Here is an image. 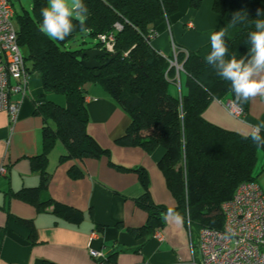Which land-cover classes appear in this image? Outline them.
<instances>
[{
    "label": "trees",
    "instance_id": "obj_1",
    "mask_svg": "<svg viewBox=\"0 0 264 264\" xmlns=\"http://www.w3.org/2000/svg\"><path fill=\"white\" fill-rule=\"evenodd\" d=\"M83 2L89 13L87 31L81 32L79 22L74 20L76 29L64 41L49 39L40 31L41 8L47 6V0H33L30 11L22 9L17 13L14 10L17 41L25 67L29 73H40V97L44 98L35 104V113L41 115L44 122L42 152L30 159L33 168L44 175L39 186L24 189L19 194L33 196L45 185L49 174L43 170V165L47 151L56 142L64 149L61 160L109 155L108 149L101 147L87 132L84 85L95 83L130 119L125 133L115 139V143L139 146L147 153L157 147L163 149L157 166L175 200L173 207L155 203L145 170L135 168L143 186L135 202L147 212V218L142 226L129 227L127 231L137 238L152 235L163 224L164 214L169 209L197 232L203 227L221 229V203L232 197L239 184L256 180L264 169L262 165L255 172L258 151L264 152V146L254 144L248 135L224 129L203 117L204 109L213 99L226 98L234 102L230 82L219 77L216 69L206 62L211 51L210 40L195 50L173 45L170 56H163L151 46L150 40L159 25L169 24L177 12V0ZM202 2L189 0V7L198 9ZM212 10L219 15L213 32L226 30V59L233 55L237 59L246 57L251 47L248 33L255 31L256 19H264V0H212ZM235 14L247 19L233 24ZM83 34L95 42L89 47H68L77 35ZM102 35L113 38L111 53L116 55L111 60H108L111 53L104 50L100 39ZM92 48L101 49L107 55L95 56L101 67L89 70L80 63L79 56ZM173 59L182 70L176 72L170 65ZM50 95L61 96L64 104ZM240 107L245 112L247 103ZM68 173L78 177L82 170L72 165ZM54 205L55 212L65 217L79 215L65 205ZM34 264L55 263L37 260Z\"/></svg>",
    "mask_w": 264,
    "mask_h": 264
},
{
    "label": "crops",
    "instance_id": "obj_2",
    "mask_svg": "<svg viewBox=\"0 0 264 264\" xmlns=\"http://www.w3.org/2000/svg\"><path fill=\"white\" fill-rule=\"evenodd\" d=\"M218 21L212 0H203L198 9H191L189 0H177V12L169 24L159 25L150 44L163 56L173 53V45L195 50L210 40ZM84 89L87 132L101 147L108 149L109 155L61 160L64 149L56 142L47 151L43 165V170L49 174L48 180L33 196L19 193L39 186L44 175L33 168L30 160L42 152L44 122L41 115L35 113L36 102L44 99L40 97V73L30 72L27 94L14 122L6 112L0 111V165L5 167L0 173V264H34L37 260L95 264L87 249L93 230L97 238L92 240L91 247L98 249L104 245L115 264H182L189 262L192 256L199 262L198 232L181 217L179 221L174 216L163 219V224L155 229L161 234L160 240L153 234L137 238L127 231L129 227L142 226L147 218V212L135 202L143 192L135 168L145 170L155 203L175 206L157 166L163 149L157 147L147 153L139 146L115 143V139L125 133L129 117L100 85L87 83ZM50 97L64 104L61 96ZM19 98L18 94L11 97L12 100ZM227 100H211L203 117L241 135H248L254 126L264 124V98L256 97L247 102L245 113L239 119L225 109ZM72 165L82 170L80 176L69 175ZM255 181L264 190V169ZM55 203L76 210L79 215L73 218L55 212Z\"/></svg>",
    "mask_w": 264,
    "mask_h": 264
},
{
    "label": "built area",
    "instance_id": "obj_3",
    "mask_svg": "<svg viewBox=\"0 0 264 264\" xmlns=\"http://www.w3.org/2000/svg\"><path fill=\"white\" fill-rule=\"evenodd\" d=\"M14 9L11 0H0V111L8 114L14 122L21 101L26 97L30 73L25 67L24 56L17 41V30L13 24ZM119 27V26H117ZM106 52H113L111 36H100ZM176 72L182 70L175 59L170 61ZM14 94L19 100H12ZM227 112L234 118H242L243 109L234 102L224 103ZM5 171L0 165V173ZM223 223L221 229L203 227L198 231L200 261L192 259L182 264H264V190L256 181L239 184L232 197L220 205ZM153 236L160 240L161 234ZM97 238L96 231L88 237L87 249L95 264H115L105 246L91 247ZM193 249L191 243V250Z\"/></svg>",
    "mask_w": 264,
    "mask_h": 264
},
{
    "label": "clouds",
    "instance_id": "obj_4",
    "mask_svg": "<svg viewBox=\"0 0 264 264\" xmlns=\"http://www.w3.org/2000/svg\"><path fill=\"white\" fill-rule=\"evenodd\" d=\"M88 14V8L83 0H47V6L41 8L40 31L49 39L64 41L76 29L74 20L79 22L81 32L87 31ZM246 19L235 14L232 23H240ZM225 36L224 28L211 33V51L205 58L206 62L216 69L219 77L230 82L236 106H242L256 97L264 98V19H256L255 31L248 33L251 47L246 57L237 59L233 55L226 59L228 45ZM262 132H264V124L256 125L248 137L254 144L264 146ZM173 216L177 221L180 220L172 209L164 214L165 219Z\"/></svg>",
    "mask_w": 264,
    "mask_h": 264
},
{
    "label": "rangeland",
    "instance_id": "obj_5",
    "mask_svg": "<svg viewBox=\"0 0 264 264\" xmlns=\"http://www.w3.org/2000/svg\"><path fill=\"white\" fill-rule=\"evenodd\" d=\"M11 2H12V6L15 12L20 13L22 9L30 11L33 0H11ZM13 24L15 27H17L16 21L14 18H13ZM92 42H95V40L83 34V35H77L75 39L69 42L67 45L69 48L76 49L78 47H89ZM262 162H264V152H261L259 150L257 164L255 167L256 173L259 171Z\"/></svg>",
    "mask_w": 264,
    "mask_h": 264
},
{
    "label": "water",
    "instance_id": "obj_6",
    "mask_svg": "<svg viewBox=\"0 0 264 264\" xmlns=\"http://www.w3.org/2000/svg\"><path fill=\"white\" fill-rule=\"evenodd\" d=\"M106 56L107 53L101 49H87L79 56L80 63L89 70L98 69L101 67L99 63L95 60V56ZM116 53H111L109 59L111 60L115 57Z\"/></svg>",
    "mask_w": 264,
    "mask_h": 264
}]
</instances>
